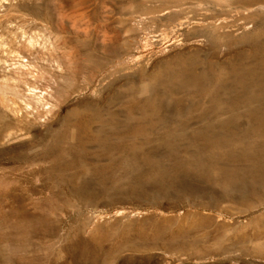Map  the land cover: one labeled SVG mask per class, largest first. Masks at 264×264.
I'll return each mask as SVG.
<instances>
[{
  "label": "rangeland",
  "instance_id": "rangeland-1",
  "mask_svg": "<svg viewBox=\"0 0 264 264\" xmlns=\"http://www.w3.org/2000/svg\"><path fill=\"white\" fill-rule=\"evenodd\" d=\"M0 264H264V0H0Z\"/></svg>",
  "mask_w": 264,
  "mask_h": 264
},
{
  "label": "bare ground",
  "instance_id": "bare-ground-1",
  "mask_svg": "<svg viewBox=\"0 0 264 264\" xmlns=\"http://www.w3.org/2000/svg\"><path fill=\"white\" fill-rule=\"evenodd\" d=\"M179 58H180V57H179ZM180 59H181V58H180ZM180 59H179V60H180ZM174 61H175V60H174ZM177 61H178V58H177V60H176V63H177ZM173 63H174V62H173ZM173 66H174V64H173ZM154 75H156V74H154ZM154 75H153V77H154ZM148 80H149V79H148ZM152 80H156L155 77H154V79H152ZM147 83H149V82H147ZM138 88H139V87H138ZM138 88H137V89H138ZM143 88H144V87H143ZM138 90H139V89H138ZM140 91H141V90H140ZM129 113H130V115H131L132 112L129 111ZM129 113H128V114H129ZM56 172H59V171H56ZM21 209H22V207H21ZM14 210H15V209H14ZM45 210H47V209H45ZM46 212H47V211H46ZM47 213H48V212H47ZM47 213H44V214H47ZM41 214H42V213H41ZM29 216H30V215H29ZM39 216H40V215H39ZM153 227L156 228L155 226H153ZM152 229H153V228H152ZM177 229H178V230H177L176 232L178 233V232H179V228H177ZM181 229H182V228H181ZM141 230H142V229H141ZM175 230H176V229H175ZM140 232H142V231H140ZM152 233H153V232H152ZM155 233H156V232H155ZM139 234H140V233H139ZM144 235H145V234H144ZM144 235H142V236H144ZM140 236H141V235H140ZM18 244H19V243H18ZM20 247H21V246H20ZM16 249H17V248H16ZM18 249H19V247H18Z\"/></svg>",
  "mask_w": 264,
  "mask_h": 264
}]
</instances>
